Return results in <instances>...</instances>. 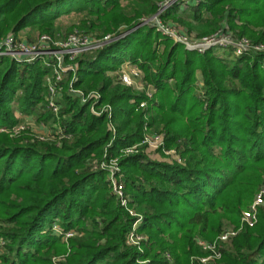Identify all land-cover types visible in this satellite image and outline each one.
<instances>
[{"label": "trees", "instance_id": "1", "mask_svg": "<svg viewBox=\"0 0 264 264\" xmlns=\"http://www.w3.org/2000/svg\"><path fill=\"white\" fill-rule=\"evenodd\" d=\"M122 1L0 0V37L25 28L55 36V21L72 12L80 16L79 31L112 35L95 53L77 58L75 87L101 93L116 130L113 136L106 116H94L66 92L55 116L46 107L47 70L0 58V129L18 125L17 113L50 121L65 136L57 145L0 133V264H52L66 254L61 264H191L206 254L196 238L212 241L225 224L237 226L264 189V53L224 59L214 50L189 52L153 28L135 29L163 0ZM181 6L166 17L189 35L226 29L264 44V0ZM125 61L138 65L152 98L113 85L107 72ZM142 101L146 107L136 111ZM145 128L164 134L165 148L175 149L182 163L152 161L142 152L120 160L128 207L142 216L139 232L148 237L139 251L125 243L135 218L88 159L100 161L109 144L108 155L116 156L141 142ZM55 222L77 233L68 246L52 233ZM218 264H264V204L256 225L221 249Z\"/></svg>", "mask_w": 264, "mask_h": 264}, {"label": "built area", "instance_id": "2", "mask_svg": "<svg viewBox=\"0 0 264 264\" xmlns=\"http://www.w3.org/2000/svg\"><path fill=\"white\" fill-rule=\"evenodd\" d=\"M177 1L178 0H163L153 16L140 20L141 25H147L148 21L151 22L150 27L157 32H162L164 36L183 45L187 51L195 52L199 55H203L206 52L213 50L231 51L234 57H240L248 53H264V44L253 43L245 37H237L231 31L226 29H220L213 34L198 37L196 35L187 34L181 27L174 23L163 22V15L166 11L172 8V6L177 4ZM194 1L195 0H187L184 5ZM19 34L16 36L9 33L4 37H0V58H9L20 65H30L42 62L46 69H52L53 74L51 72L52 76L47 77L48 83H46L48 92L46 107L55 116L58 115L60 110L59 104L57 103L60 95H57L59 93L55 92L62 89L65 75L72 73L76 76L78 71V65L76 63L77 58L81 55L92 53L112 41V38L107 36L103 40L97 42L91 35L85 34L79 30H75L63 39H58L51 35H42L34 41L24 40ZM129 67L130 68L126 71L121 70V74L118 75L119 83L125 87L136 89L138 88L139 82L141 90L145 92L148 98H151L152 94H154V89L145 84L143 75L136 67L132 65H129ZM76 81L77 76L69 83V95L76 99L81 105H87L94 116H106L108 120L111 121L113 116L112 106L103 102L101 93L82 92L75 87ZM140 106H146V102H141ZM20 117L23 116L20 115ZM3 130L0 129V131ZM112 131L114 132V129H112ZM146 131L147 129L145 128V135L142 144L146 143L150 146L161 144L162 136L159 134H151ZM55 137L61 139L65 136L58 131ZM124 151L126 154H133L136 152V146L126 147ZM166 153L169 154L168 152ZM173 154L175 157H178L176 152H173ZM108 160L111 161L110 158ZM112 164H115L117 167L116 161L112 162ZM100 165L102 167L103 163L95 161L92 163L91 169L95 171ZM107 172V178L113 188V193L119 200L121 206L128 211L131 217L135 218L129 233L127 234L125 243L129 247H136L141 251L142 244L147 242V237L139 232V227L143 218L136 214L132 208L127 207L129 201L123 191L124 187L121 181L122 174L117 173L118 171L115 168H110ZM263 204L264 189L258 193L251 205L243 211L240 228H252L255 225L258 208ZM240 228L225 229L212 242L196 240L197 245L205 251L206 255L204 257L195 258L191 261V264H215L221 257V249L231 242V240L238 234ZM51 231L54 235L60 236L65 243L70 237L77 235L75 231H63L56 222L52 225ZM4 245V241L0 239V251ZM66 255L53 257L52 264H61L65 262Z\"/></svg>", "mask_w": 264, "mask_h": 264}, {"label": "rangeland", "instance_id": "3", "mask_svg": "<svg viewBox=\"0 0 264 264\" xmlns=\"http://www.w3.org/2000/svg\"><path fill=\"white\" fill-rule=\"evenodd\" d=\"M187 0H178L176 3L178 4V6L180 7V9H184L183 6H181L182 4H184ZM127 0H123L122 1V5H125L127 4ZM168 11L165 12L164 16H163V19L162 21L165 22V23H172V19L171 17H166ZM79 20H80V16L77 14V13H70L68 15H63L61 16L60 18H58L56 21H55V26L60 29L59 33H57L54 37L56 38H60V39H63L64 37H66L67 35L73 33L75 30H79L76 26L78 25L79 23ZM236 24L240 25V23L238 21H236ZM140 27H149V28H152L150 27L151 26V22H147V25H141V22H139V25ZM137 29V28H135ZM155 30V29H154ZM120 31H123V27L120 28ZM156 31V30H155ZM157 32V31H156ZM127 33V32H126ZM124 33V34H126ZM161 39H168L170 40L173 44H179V43H176L173 39L169 38V37H166L162 34V32H157ZM19 33L16 34V36H18ZM90 34V33H89ZM122 34L121 36H119L120 38L124 35ZM7 35V34H6ZM4 35V36H6ZM42 35H49V34H46V33H41L39 30L37 29H29V28H25L24 30L20 31V34L19 36L21 38H23L24 40H27V41H34L36 38L38 37H41ZM97 42L100 41V40H103L105 37H111L112 38V35H105L103 36L102 38L100 37H97L93 34H90ZM2 36V37H4ZM181 45V44H179ZM184 49L185 47L183 45H181ZM159 50L161 51L162 50V47H159ZM186 50V49H185ZM97 50L93 51V53H95ZM190 52V51H189ZM215 53L217 55H219L220 57L224 58V59H229L230 57H234V55L232 54L231 51H215ZM38 64L42 65L45 69L46 67L43 65L42 62H39ZM129 65L131 66H134L136 67L140 72L141 70L139 69L138 65H136L135 63H132L130 61H125L123 63L120 64V66L114 70V71H108L107 72V76L111 77L112 81H113V85H121L118 81V75L121 74V70H124L126 71L127 69H129ZM47 70V73L46 75L44 76L43 78V85L46 86V83L47 82V77H51V72H52V69H46ZM53 74V72H52ZM141 74L143 75V73L141 72ZM76 76H77V73H76ZM75 75H73L72 73H69L68 75H65V81L62 85V89L61 90H57L55 93H59L57 95H60L59 98L63 95L64 92H66L67 94H69L68 90H69V83L73 80L74 77H76ZM144 77V76H143ZM144 79V78H143ZM123 86V85H121ZM78 90L82 91V92H85L84 90H82L81 88H78L76 87ZM129 88V87H128ZM47 89V87H46ZM133 93H145L144 91L141 90V87L139 86V82H138V88L136 89H133V88H130ZM91 92H98L97 90H91L89 91V93ZM155 92V91H154ZM88 93V92H87ZM100 93V92H99ZM153 93V92H152ZM47 96H48V92L46 94V99H47ZM145 96H147L145 94ZM152 97H153V94H152ZM151 97V98H152ZM58 98V99H59ZM45 99V100H46ZM143 102V101H142ZM130 103L132 104L133 103V100L130 101ZM141 102L138 103V106L136 108V111H141L143 110L146 106L144 107H141L140 106ZM113 109V108H112ZM16 116L19 118L20 115L16 113ZM20 122L18 125L14 126L13 128L11 129H4L3 128L1 130L3 131H0V133H6L8 134V136L10 138H13V139H22L23 137L26 138V137H29L31 140L34 139V140H39L41 142H49V141H53L54 143H57V145L60 143V138H56L55 135L56 133L59 131H54L52 128H51V125L50 124V121L49 122H42V121H39L35 116L33 115H30V116H23V117H20ZM109 130L111 131V133L113 134V136H115L116 134V130H115V126L111 123V121H109ZM111 126V128H110ZM54 127V126H53ZM112 129H114V132L112 131ZM18 131V132H17ZM145 132V131H144ZM149 133V132H148ZM153 134V133H151ZM160 136H162V140H161V144L160 145H149V144H142V141L139 142V143H136V144H133V145H130V146H126V147H133V146H136V152H134L133 154H126L124 149L126 147H123L122 149L119 150L118 154L116 156H109L108 155V148L111 147V144H109L107 146V148L105 149V152H104V155L102 157V159L99 161V159H97L96 157H93V155L90 156V158L88 159V162H89V165L88 166H92V163L97 161L98 163H103L102 167L101 165L95 170V171H103L105 172L106 174V177H108V169L110 168H115L117 169V173H121L122 174V169L120 167V160L124 157H128V156H131V155H136L138 153H143L145 156H147L150 160L152 161H157V162H164V163H168V164H174V163H178V164H181L182 163V160L178 157H175L173 152H175V149H167L165 148V142H164V134H160ZM166 152H168L169 154H167ZM111 159V161H109L108 159ZM117 162V167L115 166V164H112V162ZM108 179V178H107ZM111 189H113L111 187ZM263 189V187H260L257 192L255 193L254 197H253V200L255 199V197L258 195V193ZM123 191H124V188H123ZM128 207V206H127ZM248 208V207H247ZM247 208L243 209L241 211V215L243 213V211H245ZM133 209V208H132ZM257 223V221H256ZM255 223V225H256ZM57 224V223H56ZM53 225V224H52ZM58 225V224H57ZM240 225H241V216H240V221H239V224L236 226V225H233V224H225L223 226V229L222 231H224L225 229H230V228H240ZM254 225V226H255ZM59 226V225H58ZM253 226V227H254ZM245 227H242L238 230V233ZM221 231V232H222ZM145 235V234H144ZM146 236V235H145ZM147 237V236H146ZM148 238V237H147ZM216 239V238H215ZM214 239V240H215ZM196 240H200V241H204V242H212V241H205L203 239H200V238H196ZM66 246H68L67 242L65 243ZM229 245V244H228ZM227 246V245H226ZM200 247V246H199ZM201 248V247H200ZM202 249V248H201ZM203 251V250H202ZM205 252V251H203ZM206 255V254H205ZM204 255V256H205ZM204 256H201V257H204ZM195 258H199L197 256H193L191 258V261L194 260ZM219 261V260H218ZM218 261L215 263V264H218Z\"/></svg>", "mask_w": 264, "mask_h": 264}, {"label": "water", "instance_id": "4", "mask_svg": "<svg viewBox=\"0 0 264 264\" xmlns=\"http://www.w3.org/2000/svg\"><path fill=\"white\" fill-rule=\"evenodd\" d=\"M139 26H137L136 28H138ZM135 29H133V30H131V31H129V32H127L126 34H124L122 37H124L125 35H127V34H129L130 32H132V31H134Z\"/></svg>", "mask_w": 264, "mask_h": 264}]
</instances>
